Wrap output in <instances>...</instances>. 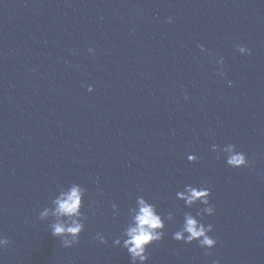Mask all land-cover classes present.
Returning <instances> with one entry per match:
<instances>
[{"label": "water", "instance_id": "95a60500", "mask_svg": "<svg viewBox=\"0 0 264 264\" xmlns=\"http://www.w3.org/2000/svg\"><path fill=\"white\" fill-rule=\"evenodd\" d=\"M73 184L65 248L39 213ZM186 185L211 190L213 249L173 239L204 207ZM141 196L175 213L148 264H264V0H0V264H131L113 241Z\"/></svg>", "mask_w": 264, "mask_h": 264}, {"label": "clouds", "instance_id": "9594fccd", "mask_svg": "<svg viewBox=\"0 0 264 264\" xmlns=\"http://www.w3.org/2000/svg\"><path fill=\"white\" fill-rule=\"evenodd\" d=\"M171 23V18L169 19ZM202 52H207L203 45H199ZM90 51H94L90 49ZM241 54H251V49L245 46H238ZM221 68L224 61L219 60ZM221 75L225 73L221 72ZM231 83V81H229ZM89 91H94L93 87H89ZM214 150L219 151L217 146ZM225 154L226 163L233 168L251 167L248 157L242 151L237 150L235 144L229 143L222 149ZM191 162L198 161L199 157L195 154L188 155ZM85 190L78 184H73L69 190L62 191L53 201L54 207L45 208L39 213L41 221L46 220L49 216L55 217V222L49 225L51 234L59 238L63 247L71 248L80 242V237L85 231V222L88 217L82 209L84 208L83 197ZM211 190L204 187H196L186 185L183 191L177 193V196L185 202V206L192 208L195 205H203L195 215L191 212L184 214L183 223L178 231L173 233V239L186 244L198 242L200 247L205 249H213L216 247L218 240L210 233L214 231V226L203 223L205 214L212 216L215 214V206L211 204ZM114 215L120 213L116 211L117 205H112ZM130 221L127 223L123 232L116 238L113 243L115 246L123 247L129 254L131 264H148V249L153 244L161 242L166 233V221H174L175 213L169 211L167 216H162L156 205L144 197H138L135 207L129 209ZM96 239L102 244H107V238L97 233ZM11 241L0 235V248L7 247ZM208 255L212 253L207 252ZM216 264V262H214Z\"/></svg>", "mask_w": 264, "mask_h": 264}]
</instances>
